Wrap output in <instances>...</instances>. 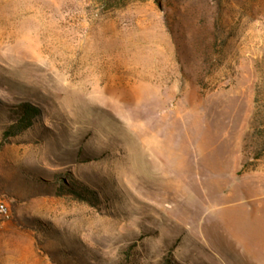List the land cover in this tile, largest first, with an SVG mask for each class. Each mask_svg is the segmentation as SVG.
<instances>
[{
	"label": "rangeland",
	"instance_id": "rangeland-1",
	"mask_svg": "<svg viewBox=\"0 0 264 264\" xmlns=\"http://www.w3.org/2000/svg\"><path fill=\"white\" fill-rule=\"evenodd\" d=\"M1 204L0 264H264V0H0Z\"/></svg>",
	"mask_w": 264,
	"mask_h": 264
},
{
	"label": "trees",
	"instance_id": "trees-1",
	"mask_svg": "<svg viewBox=\"0 0 264 264\" xmlns=\"http://www.w3.org/2000/svg\"><path fill=\"white\" fill-rule=\"evenodd\" d=\"M130 1L131 0H94V2L97 5L101 6L104 10H111L125 6ZM29 112L27 113L28 115L21 117V119H19L17 123L10 126V128L7 130V135H13L15 134V132L24 130L32 125V111ZM167 264H171V263H167Z\"/></svg>",
	"mask_w": 264,
	"mask_h": 264
},
{
	"label": "built area",
	"instance_id": "built-area-1",
	"mask_svg": "<svg viewBox=\"0 0 264 264\" xmlns=\"http://www.w3.org/2000/svg\"><path fill=\"white\" fill-rule=\"evenodd\" d=\"M6 210L7 209H6L5 205L1 204L0 205V211L3 212V213H6Z\"/></svg>",
	"mask_w": 264,
	"mask_h": 264
},
{
	"label": "bare ground",
	"instance_id": "bare-ground-1",
	"mask_svg": "<svg viewBox=\"0 0 264 264\" xmlns=\"http://www.w3.org/2000/svg\"><path fill=\"white\" fill-rule=\"evenodd\" d=\"M47 33H48V32H47ZM49 35H51V36H52V35H53V33H49ZM58 43H59V42H58Z\"/></svg>",
	"mask_w": 264,
	"mask_h": 264
}]
</instances>
